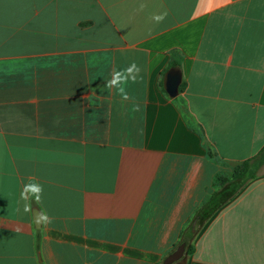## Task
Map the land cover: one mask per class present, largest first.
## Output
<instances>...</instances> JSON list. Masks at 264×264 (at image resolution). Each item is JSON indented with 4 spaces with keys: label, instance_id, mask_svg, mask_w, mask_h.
I'll return each mask as SVG.
<instances>
[{
    "label": "crops",
    "instance_id": "crops-1",
    "mask_svg": "<svg viewBox=\"0 0 264 264\" xmlns=\"http://www.w3.org/2000/svg\"><path fill=\"white\" fill-rule=\"evenodd\" d=\"M133 61L122 104L105 81ZM263 147L264 0H0V264H161ZM191 243L184 264H264V170Z\"/></svg>",
    "mask_w": 264,
    "mask_h": 264
},
{
    "label": "trees",
    "instance_id": "trees-1",
    "mask_svg": "<svg viewBox=\"0 0 264 264\" xmlns=\"http://www.w3.org/2000/svg\"><path fill=\"white\" fill-rule=\"evenodd\" d=\"M171 69H179V63L171 60L168 69L163 74V78ZM184 85V82H182L180 85V91L184 89ZM164 91L165 93L167 92L166 88ZM263 165L264 147L252 158L238 164L234 168L231 177L219 173L213 184L218 187V190L211 192L206 196L203 204L196 211L191 223H189L183 231L180 241L174 246L171 252L176 250L181 244H185V255H191L194 253L195 248L191 242L194 238L195 232H198L221 207L231 201L249 181L255 179L259 175L260 169ZM194 222L196 223L195 226H193ZM193 229H195V232H193ZM184 258L185 256L181 259ZM164 261L161 264H164ZM176 263L177 261L172 264Z\"/></svg>",
    "mask_w": 264,
    "mask_h": 264
},
{
    "label": "clouds",
    "instance_id": "clouds-1",
    "mask_svg": "<svg viewBox=\"0 0 264 264\" xmlns=\"http://www.w3.org/2000/svg\"><path fill=\"white\" fill-rule=\"evenodd\" d=\"M145 7L146 4L141 2L139 9L143 11ZM166 16V12L158 14L154 13L150 19L156 23H161L164 21ZM110 76L111 78L105 81L104 86L109 90L114 89L120 96L122 104L132 99L129 89L143 79L141 76V68L134 61L125 68L113 69ZM133 103L135 108V102ZM136 110H138V108H136ZM43 194L44 187L39 181L32 179L28 183L24 184L19 194V200L23 202V212H32V202L39 204L42 201ZM20 210V208H17V212ZM34 222L36 225L39 224V226L42 227L44 224L51 223V218L46 214L43 215V217L39 215L34 218ZM17 231H19V229H17Z\"/></svg>",
    "mask_w": 264,
    "mask_h": 264
},
{
    "label": "water",
    "instance_id": "water-1",
    "mask_svg": "<svg viewBox=\"0 0 264 264\" xmlns=\"http://www.w3.org/2000/svg\"><path fill=\"white\" fill-rule=\"evenodd\" d=\"M181 81H182V75L179 69H171L167 72L164 78V85L170 96L174 97L177 95ZM39 215L41 216L39 211L35 209L33 211V220L35 217H38ZM34 225L36 229L41 228V226H39V224L36 225L35 222ZM185 249H186L185 244H181L180 246H178L176 250H174L171 254H169L166 257L164 264H172L180 260L182 257L185 256Z\"/></svg>",
    "mask_w": 264,
    "mask_h": 264
},
{
    "label": "rangeland",
    "instance_id": "rangeland-1",
    "mask_svg": "<svg viewBox=\"0 0 264 264\" xmlns=\"http://www.w3.org/2000/svg\"><path fill=\"white\" fill-rule=\"evenodd\" d=\"M221 166H222V172H221V174H223V175H226V176H228V177H231V175H232V173H233V170H234V168L237 166H234V167H229V166H227L226 164H221ZM262 169V170H261ZM261 169H260V173H261V171H263L264 170V165L261 167ZM259 176V175H258ZM257 176V177H258ZM256 177V178H257ZM256 178L255 179H253V180H251V181H249L248 183H252V182H255V180H256ZM247 183V184H248ZM246 184V185H247ZM245 185V186H246ZM240 232L239 233H241V230H239ZM242 231H244V230H242ZM245 232V231H244ZM176 264H184V259H180V260H178L177 261V263Z\"/></svg>",
    "mask_w": 264,
    "mask_h": 264
}]
</instances>
